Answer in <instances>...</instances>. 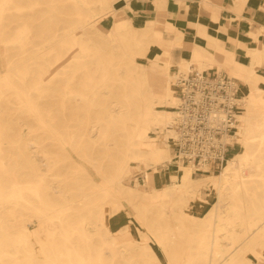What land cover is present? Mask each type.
<instances>
[{
  "label": "bare ground",
  "instance_id": "6f19581e",
  "mask_svg": "<svg viewBox=\"0 0 264 264\" xmlns=\"http://www.w3.org/2000/svg\"><path fill=\"white\" fill-rule=\"evenodd\" d=\"M13 1L0 0V27L4 12ZM91 1L96 4L91 14L62 34L52 31L45 16L28 17L11 39L21 47L22 56L16 64L9 63L4 44H0V264H161L157 248L149 245L146 234H141L138 241L133 239V228L126 226L117 232L108 228L105 212L96 210L103 206L98 199L88 202L86 205L91 208L83 212V201L98 192L110 197L108 203L115 211L111 217L115 220L124 217L119 215L124 209L122 200L136 210L135 217L155 237L160 252L167 258L166 264H261L264 261V206L255 207L249 216L241 210L250 207L246 203L252 181L249 178L264 171V71H259L264 65V43L260 42L264 27L248 31L247 38L256 46L243 50L244 55L249 56L247 63L237 64L234 52L224 49L221 39H213L208 33L209 29L219 33L223 30L218 9L208 0L192 1L193 14L188 17V26L194 34L188 39L189 59H184L175 52V48L184 45L182 28H176L173 19L165 13L172 5L184 8L185 0H147V13L152 15L138 19L118 18L121 14L112 6L118 0ZM121 1L132 10V0ZM238 1L243 6L247 0ZM28 2L32 11L39 5L37 0ZM78 2L90 8V1ZM217 5L220 8V4ZM202 8L212 11L210 20L202 19ZM261 9L264 12V4ZM15 10L18 11L17 6ZM99 19L112 20L111 28L100 31L96 26ZM225 32L240 45L241 37L228 25ZM164 33L176 36L164 40ZM1 40L5 38L1 36ZM108 45L115 59L110 64L116 66V72L112 79L114 85L107 90L109 101L104 104L105 116L86 126L81 135L86 139L109 138L118 156L107 178L95 180L91 174L93 190L83 196L74 195L58 182L45 180L43 171L54 163L35 141L28 140L21 132L18 135L27 140L25 148L29 152H20L17 161L7 166L3 145L8 142L9 130L14 128L10 117L12 107L22 109L44 126L47 124L44 117L51 118L48 113L51 109L42 107L35 97H42L46 87L51 86L47 88L52 92L47 95L51 106L52 96L57 93L54 85L57 79L63 77L71 83L81 71L86 86H91L88 60L103 54ZM214 51H219L221 61L216 59ZM221 69H229L230 75L243 85L237 130L229 139L236 152L226 159L218 173L208 171L195 176L200 168L192 165H178L167 171L172 160L169 142L176 138L178 120L177 78L194 70L210 73ZM66 89L67 83L58 93L61 110L65 108V96L73 93ZM78 95L85 98V110H90L92 105L100 106L93 89L87 95ZM85 122L91 123L90 117ZM101 123L119 133H108ZM43 128L48 129L52 137L62 139L50 126ZM81 142L79 140V145ZM60 144L68 151L64 147L66 143ZM36 155H39L37 160L33 158ZM136 170L145 173L143 184L125 186L124 181ZM260 176L264 183V174ZM201 191H204L203 197ZM212 197L215 201L210 203ZM189 206L194 213L185 212L184 208ZM206 206L208 209L199 216ZM148 207L157 211L149 212ZM18 208L30 211L34 219L30 223L37 221L36 229L27 227ZM94 210L103 230L99 241L93 238L100 234L98 225L92 221L96 217ZM177 218L179 225L171 226L170 222ZM54 219L56 222L77 219L79 229L65 231L63 242H50L48 246L40 236V228ZM186 222L196 229L204 227L205 236L197 238L195 248L184 245L183 239L178 238ZM49 235L53 237L55 231H50ZM19 258L21 260L16 262Z\"/></svg>",
  "mask_w": 264,
  "mask_h": 264
},
{
  "label": "rangeland",
  "instance_id": "374dc122",
  "mask_svg": "<svg viewBox=\"0 0 264 264\" xmlns=\"http://www.w3.org/2000/svg\"><path fill=\"white\" fill-rule=\"evenodd\" d=\"M37 1L39 5L33 11L30 10L27 6V4L29 3L28 0H14L11 4H9L8 9L4 12L2 19L3 25L2 27H0V33L2 39L5 38V40L2 41L0 36V44H4L5 55L7 56L9 63L11 62L12 64H16L18 63V61H20V57L22 56L21 47L18 44L11 42V39L14 36L15 30L19 29L22 24L26 22L27 19H29L28 17L39 15H42V17L45 16V19L49 20L48 22L51 25L52 31H57V33L62 34L64 30L79 25L83 17L91 14L93 10L92 7L96 5L95 3H91V0H88L90 1L89 9L82 6L78 2V0ZM15 5L18 7V11L15 10ZM124 5V2L116 1L112 6L115 9H120ZM132 19H136V17ZM98 21L96 23V26L100 31H105L107 28H111L112 20L99 19ZM111 60L114 62L115 59H113L112 50L108 45V47L105 48L103 54L97 56L95 55L92 59L88 60V62L90 63V65H88V68L91 76V84L89 85L91 86H86L84 73L81 71L76 75L71 83L67 82L63 77L57 79L54 84L57 86V93L55 94V96H52V101H54V103L51 106L48 104L49 98L47 96L52 93L51 90L47 89L51 86L46 87L45 94H43L42 97H35L42 103V107L51 109L48 110L51 118L47 116L44 117L47 123L44 126L38 124L22 109L12 107V110H10V117L13 119L12 124L14 125V128L9 130L8 134H10V137L8 139V142L3 145V150L5 151V154L7 156L5 159L7 166H11L15 161H17L20 152H25L26 154L29 152L25 148L27 140L23 139V136L20 137V135H18L21 132V134H25V138H27L28 140L35 141L37 143V146L46 153L49 160L54 163V165H52V167L49 169L45 170L44 167H42V169L45 170L43 171L45 180L58 182L62 186L71 189L74 195L83 196L90 194L93 190V182L90 180V177L92 175H94L95 180H105L107 178L110 172H112L111 168L113 166L114 158L118 156L117 152H115V150L112 149V146H110L109 138L86 139L81 138V135L84 132L86 126L90 124L93 125V121L105 116L103 110L104 104L106 100L109 101V93H107V90L111 89V86L114 85V81L112 79H114L116 72V66H112L110 64ZM229 76H231L230 73ZM232 77L238 80L236 77ZM66 83V91H71L73 93H68L65 96V108L61 110V97L58 93L62 92V88L66 85ZM92 89L94 90L96 95V103L100 104V106L92 105L89 107L90 110H85V98L79 96L78 94L81 93L87 95ZM242 89L243 85L241 87V91ZM87 117H90L91 123L89 124H86L85 122ZM50 121H52V123ZM49 126L50 128H52L53 132L57 133V135H59V137H61L62 139H56L52 137L49 134L48 129L43 128ZM100 126L103 128V130H107L108 133H113V135H117V133H119V131L117 129L115 130V128H106L107 125L105 123H101ZM79 140L82 141L80 145ZM105 140L107 141L105 142ZM63 142L66 143L64 147L68 149L70 153L64 150L63 146L60 144ZM104 143L107 144L104 145ZM235 152L236 147L233 154ZM33 158L37 160L39 159V155H36ZM169 168L170 170L174 169L172 167ZM219 171L220 169L215 170L214 172L218 173ZM261 174H264V171H259L255 173L254 177L249 178L252 181L249 185V193L246 197V203H248L250 207H248L247 210L242 208L244 210H241L242 214L246 212V215L249 216L250 214H252L255 207L261 205L264 206V183L260 176ZM198 175H202V173L198 172V174L195 176ZM144 177V172L136 170L127 181H124L125 186L134 187L136 183L143 184ZM163 185L164 182L161 183V186ZM203 196L204 191L202 192V197ZM101 198L102 200H100ZM212 198L213 199H211L210 203H213L215 201V197ZM93 199H98L97 202H100V204L103 205L102 207L99 206L96 210L97 212H99L102 209L105 212L106 224L108 228L112 230V232H117L118 230L128 226L130 228H133V230L131 231L133 234V239L138 241L142 238L141 234H146V236L148 237L149 245L157 248L156 254L160 259L161 264L167 263V258L163 255L162 252H160V248L156 244L155 237L151 233H149L143 222L135 217L136 210H133L131 205H129L125 200H122L121 202L124 205V209L120 211L119 215H123L124 217L119 220H115L114 216L111 217L115 214V211L114 208H112L108 203L110 197H103V194L100 192L96 193L94 196H88L83 201L82 204H85L83 205L85 207L83 211L84 213H86L88 209L91 208L89 204H86L88 202L90 203ZM231 204L232 203H230V205ZM236 205L238 206V208H240L241 206L240 203ZM148 208L149 212H154L156 210L154 208ZM207 209L208 206H206L203 211L199 212V216H202ZM96 210H94L92 213L96 212ZM184 210L187 213H194V209L192 206L185 207ZM17 211L21 215L22 219L28 224L27 227L29 229L33 230L37 228V221L30 223V221L34 219L31 216L29 210L18 208ZM97 212L95 214L96 217L93 215L94 217L92 221L96 226L98 225L97 228L100 230V234L93 236L95 240L103 237V230L99 225ZM78 221L79 220L77 219H72L65 221L57 220L56 222V219H54L53 222H46L45 225L40 228V236L42 240H44V242H47L48 246L50 242L61 243L63 242L62 235L65 233V231L72 232V230L74 229H76V231L79 229ZM178 221V218L171 221V226L179 225L180 222ZM203 229V226H200L198 229H196V227L191 226L189 222H186V228L184 231H182V233L180 232V236L178 238L183 239L184 245L195 248L196 242L198 241L197 238L205 236V232H203ZM50 231H55V235H53V237L49 235ZM72 236H74V234H72ZM125 244L126 243L123 242V245ZM247 257L254 261L253 257L250 254H248ZM20 260L21 258L16 260V262H19ZM10 264H12V262ZM261 264H264V261H262Z\"/></svg>",
  "mask_w": 264,
  "mask_h": 264
},
{
  "label": "built area",
  "instance_id": "2783aa9c",
  "mask_svg": "<svg viewBox=\"0 0 264 264\" xmlns=\"http://www.w3.org/2000/svg\"><path fill=\"white\" fill-rule=\"evenodd\" d=\"M240 90V81L224 71H191L177 78L178 120L169 167L192 165L202 174L222 168L235 151L229 139L237 130Z\"/></svg>",
  "mask_w": 264,
  "mask_h": 264
},
{
  "label": "crops",
  "instance_id": "0c3cea01",
  "mask_svg": "<svg viewBox=\"0 0 264 264\" xmlns=\"http://www.w3.org/2000/svg\"><path fill=\"white\" fill-rule=\"evenodd\" d=\"M118 1L124 2L121 0ZM192 1L199 0H185L184 8L181 9L178 6L172 5L171 8L165 13V16L173 19L176 28H182L183 34L185 36L184 45L183 47L175 48V52L178 57L181 56L184 59H189L191 45L188 42V39L192 38L194 34L192 28L188 26V17H191L193 14V9L191 8ZM208 3L212 7L218 9L217 14L219 16V22L220 25L223 26V30L220 33L215 29H209L208 33L212 35L213 39L216 37L220 38L224 49L234 52V60L237 64L247 63L249 61V56L244 55L243 50H245L247 47L256 46V43L248 39L246 35L248 31H254L260 27H264V12L261 9L263 7L264 0H247L243 6L240 5L238 0H208ZM217 3L220 4V8L218 7ZM130 5L133 11L127 9L125 5L118 9L119 13L121 14L120 18L136 17V19H138L140 17L147 16V14L152 15L151 12L147 13L149 11L147 0H132ZM180 14H183L184 17H180ZM211 14L212 11L208 8L201 9L202 19L210 20ZM227 25L234 32V34L241 37L239 46L233 41V39L229 38L228 32H225ZM175 36V33H164L163 39H174ZM260 42L264 43V35L260 36ZM214 54L216 59L221 61V55L219 52L214 51ZM221 71L229 73V69H223ZM259 71H264V65L259 68ZM167 171H171L169 167H167Z\"/></svg>",
  "mask_w": 264,
  "mask_h": 264
}]
</instances>
